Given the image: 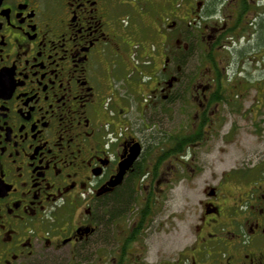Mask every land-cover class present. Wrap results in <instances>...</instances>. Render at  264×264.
Returning a JSON list of instances; mask_svg holds the SVG:
<instances>
[{"label": "flooded vegetation", "instance_id": "flooded-vegetation-1", "mask_svg": "<svg viewBox=\"0 0 264 264\" xmlns=\"http://www.w3.org/2000/svg\"><path fill=\"white\" fill-rule=\"evenodd\" d=\"M160 1L162 16L159 0H0V264H46L96 243L119 247L108 264H128V239L138 244L154 217L160 165L178 159L186 173L191 149L223 126L222 102L241 110L252 89L226 86L213 54L247 41L264 79V0ZM155 36L186 51L205 41L209 72L193 80L175 54L156 69L136 43ZM178 102L196 111L188 133L153 162L139 121L157 125ZM263 107L264 91L247 108L255 119ZM224 173L199 203L191 242L163 264H264V156Z\"/></svg>", "mask_w": 264, "mask_h": 264}, {"label": "rangeland", "instance_id": "rangeland-1", "mask_svg": "<svg viewBox=\"0 0 264 264\" xmlns=\"http://www.w3.org/2000/svg\"><path fill=\"white\" fill-rule=\"evenodd\" d=\"M158 3V9L154 7V14L162 16L161 1L159 0ZM183 17L184 13L177 14L175 18L177 27L184 26ZM146 20L152 23L149 16H145ZM158 24L163 26L162 23ZM178 31L177 28V38ZM146 32L149 36L153 33L151 29ZM149 39L146 37L144 41L136 43H139L140 53L153 54L152 60L156 69L162 68L166 54L171 57L173 54L185 52L187 48L185 41H161L160 37L156 36L154 41ZM194 43V54L187 58V65L184 67V72L187 75L191 74L193 80L209 72L205 55L209 45H206L205 41V44L201 41ZM151 48H154V51H151ZM216 55L222 60L220 70L226 86L237 87L249 84L252 89L246 95L241 110L237 111L232 108L233 105L227 106L222 102L219 106L221 108L219 117L223 126L221 128L216 126L213 131L206 133L208 137H204L203 142L193 148L195 154L191 149L187 159L191 161V166L187 167L186 173H181V161L178 159H166L160 165L157 173L159 184L156 189L154 217L150 219L149 228L144 231L139 243L127 248L125 259L128 264H163L178 260L194 237L193 227L201 209L199 203L203 198L208 197L209 185H217L224 172L241 166L242 163L253 166L264 156V107L258 111L255 119L250 108H247L251 107L253 102H258L261 92L264 91L260 61L253 59L251 45L247 41L227 43V47L220 54L215 52L213 57L216 58ZM142 60L144 59H140L141 64ZM173 66L175 65L171 62L170 67ZM141 69L145 70V67ZM160 105V103L153 105V110L158 112ZM165 108L168 109L161 115L157 125L152 120L139 121L143 128L142 138L153 150L150 154L153 162H157V157L169 149L173 137L188 133L189 119L194 117L196 112L186 102L165 105ZM148 113L147 111L144 119L147 118ZM173 173H176L175 176ZM124 225L128 228L130 221L127 220ZM117 248L119 247L115 246L109 253L104 244L96 243L89 253H82L78 257L70 258L68 255L61 257L52 254L47 257L46 264H108L110 256L115 254Z\"/></svg>", "mask_w": 264, "mask_h": 264}, {"label": "trees", "instance_id": "trees-1", "mask_svg": "<svg viewBox=\"0 0 264 264\" xmlns=\"http://www.w3.org/2000/svg\"><path fill=\"white\" fill-rule=\"evenodd\" d=\"M195 41H192L191 43V50L185 51L183 53H178L174 55V61L177 65H181V67L184 69V67L187 65V58L191 57L194 54V50H195ZM202 42V41H201ZM192 54V55H191ZM197 137L196 136H191L189 138L186 139V143L189 141H194ZM176 139H179L178 137H176ZM185 141V140H184ZM166 155V154H165ZM130 197V195H129ZM129 200V199H128ZM128 200L126 202H128ZM146 214V213H145ZM135 239V238H130L128 239V243H127V247L130 246L131 241ZM125 255H126V251H123L122 253V261L125 260Z\"/></svg>", "mask_w": 264, "mask_h": 264}, {"label": "water", "instance_id": "water-1", "mask_svg": "<svg viewBox=\"0 0 264 264\" xmlns=\"http://www.w3.org/2000/svg\"><path fill=\"white\" fill-rule=\"evenodd\" d=\"M137 155H138V150L136 153H134L132 156H130L127 160H125L123 163H121L120 173L117 176V180L115 182H118V180H120V178L123 176V174L126 172V170L131 166L132 162L137 157Z\"/></svg>", "mask_w": 264, "mask_h": 264}]
</instances>
